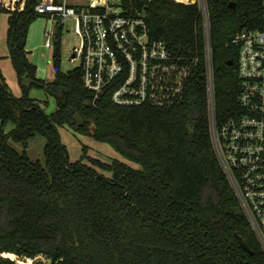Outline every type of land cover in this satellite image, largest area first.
<instances>
[{
  "label": "trees",
  "instance_id": "1",
  "mask_svg": "<svg viewBox=\"0 0 264 264\" xmlns=\"http://www.w3.org/2000/svg\"><path fill=\"white\" fill-rule=\"evenodd\" d=\"M185 1L125 0L129 13L146 22L150 38L189 66L183 98L168 108L115 105L117 82L94 102L79 67L61 71L59 31L51 54L54 78H39L26 50L29 28L40 17L37 0H25L21 11L0 5L21 91L14 96L0 72V260L10 253L43 255L50 264H264V251L213 152L202 15ZM206 5L216 117L222 121L237 111L241 85L231 40L242 29L261 27V0ZM33 88L54 98V112L46 114L30 97ZM61 126L109 145L140 168L88 157L85 147L71 161ZM35 136L45 139L43 161L26 152Z\"/></svg>",
  "mask_w": 264,
  "mask_h": 264
},
{
  "label": "built area",
  "instance_id": "2",
  "mask_svg": "<svg viewBox=\"0 0 264 264\" xmlns=\"http://www.w3.org/2000/svg\"><path fill=\"white\" fill-rule=\"evenodd\" d=\"M25 0H0L2 8L21 11ZM197 4L202 15L206 60L207 112L210 142L250 229L264 251V0L261 27L242 29L231 43L238 51L240 80L237 111L218 121L206 0ZM34 11L62 34L72 23L78 45L71 59L78 61L82 83L98 99L102 89L117 82L111 100L118 106L149 105L168 108L183 98L189 66L181 63L163 41L150 38L144 19L131 14L125 0H37ZM46 48H51L47 33ZM1 254L0 264H45L43 255ZM8 260L9 263H4Z\"/></svg>",
  "mask_w": 264,
  "mask_h": 264
},
{
  "label": "rangeland",
  "instance_id": "3",
  "mask_svg": "<svg viewBox=\"0 0 264 264\" xmlns=\"http://www.w3.org/2000/svg\"><path fill=\"white\" fill-rule=\"evenodd\" d=\"M6 29L7 15L5 13H0V72L5 79V82L9 83L11 93L14 96H20V88H18L17 85L15 72L7 56L8 50L6 45ZM53 29L54 28L52 27L48 19L39 17L31 24L26 40V49L27 51H29L28 58L31 63L36 65L37 76L46 81H51L54 78V69L51 59L54 43V40L52 38ZM47 33H49V37H51V48H46L44 45L48 37ZM60 45L61 71L67 72L75 67H78V61H74L71 59L72 48L78 45V39L74 34V27L72 23H68L64 26V29L62 30V34L60 36ZM29 95L31 98L39 101L46 114L49 115L54 112L56 108L54 98L47 96L42 89L33 88L30 90ZM12 128L13 125L9 124L6 128V131L11 130ZM57 129L60 135V140L66 146L71 161L78 160L83 154L82 148L85 147L86 151L84 153L88 157L98 159L105 163H110L113 160H119L135 169L140 168L139 165L126 160L105 143L96 142L90 137L79 135L67 126H61ZM10 144L19 152L21 151V145L14 144L12 142H10ZM44 146L45 139L43 137L35 136L34 138H32L28 142V147L26 149L28 157L31 160L43 161ZM99 172L101 171L99 170ZM104 174L106 176H109L108 173ZM45 264H48V261H46Z\"/></svg>",
  "mask_w": 264,
  "mask_h": 264
},
{
  "label": "water",
  "instance_id": "4",
  "mask_svg": "<svg viewBox=\"0 0 264 264\" xmlns=\"http://www.w3.org/2000/svg\"><path fill=\"white\" fill-rule=\"evenodd\" d=\"M229 6L233 8L235 5H234V3H230ZM227 64H228V65H232L233 62L230 60V61H228ZM239 243H240V246H241L245 251H247L248 253L251 252L250 248L248 247V245L246 244V242H245L242 238H239Z\"/></svg>",
  "mask_w": 264,
  "mask_h": 264
},
{
  "label": "bare ground",
  "instance_id": "5",
  "mask_svg": "<svg viewBox=\"0 0 264 264\" xmlns=\"http://www.w3.org/2000/svg\"><path fill=\"white\" fill-rule=\"evenodd\" d=\"M6 255H7V257H8V258H10V259H12V258H13V255H12V254H10V253H7Z\"/></svg>",
  "mask_w": 264,
  "mask_h": 264
},
{
  "label": "crops",
  "instance_id": "6",
  "mask_svg": "<svg viewBox=\"0 0 264 264\" xmlns=\"http://www.w3.org/2000/svg\"><path fill=\"white\" fill-rule=\"evenodd\" d=\"M185 2H187V1H185ZM27 50V49H26ZM28 52V54H29V51H27ZM1 58V57H0ZM7 85H8V87H9V83L7 82ZM18 85V84H17ZM18 88H19V86H18ZM9 89H10V87H9ZM20 90V89H19ZM20 93H21V91H20ZM16 97H18V96H16Z\"/></svg>",
  "mask_w": 264,
  "mask_h": 264
}]
</instances>
